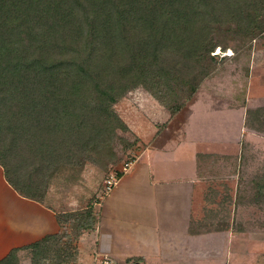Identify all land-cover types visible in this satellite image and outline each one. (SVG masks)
Listing matches in <instances>:
<instances>
[{
    "label": "trees",
    "instance_id": "obj_1",
    "mask_svg": "<svg viewBox=\"0 0 264 264\" xmlns=\"http://www.w3.org/2000/svg\"><path fill=\"white\" fill-rule=\"evenodd\" d=\"M231 22L254 36L264 33V0H0V164L9 183L45 201L62 165L104 167L96 158L103 149L113 161L112 145L126 126L118 102L143 87L177 114L208 75L204 68L199 78L181 74L179 63L200 65L213 49L215 25ZM261 108L247 111L246 126L256 134H264ZM254 158L244 154L240 161ZM200 163L202 171L210 167L205 159ZM250 175L247 204L264 209V168ZM247 191L239 187L237 197L244 200ZM206 211L208 227L231 226L225 215L218 219L220 207ZM79 213H56L62 229L25 247L32 264H46L52 247L60 264L58 242L68 220L80 223L77 233L96 225L93 212L84 222L75 219ZM18 250L0 264H20Z\"/></svg>",
    "mask_w": 264,
    "mask_h": 264
},
{
    "label": "rangeland",
    "instance_id": "obj_2",
    "mask_svg": "<svg viewBox=\"0 0 264 264\" xmlns=\"http://www.w3.org/2000/svg\"><path fill=\"white\" fill-rule=\"evenodd\" d=\"M211 41L213 49L211 52L202 54L200 65H194L195 63L187 62V60L188 64L184 62L185 60L179 63V68L183 67L181 74H188L190 77L195 75L199 78L203 68L208 71V75H205L199 88L188 98L189 104L183 108L182 112L171 116L169 110L145 88H135L116 105V110L124 118L126 126L118 129L117 139L112 145L111 149L115 153L114 160L104 157L103 149L96 158L101 163L105 162L104 167L90 161L80 166L62 165L52 176L46 202L52 203L57 209H63V212L81 211L75 219L81 216L83 222L89 218L88 212H93L96 218L94 227L81 229L78 233L76 228L80 223L77 220L70 219L65 222L67 234H64L60 243L58 242L59 253H61L59 256L62 258L60 264L92 263L89 251L93 249L94 240L91 241L90 238L86 240L84 236V243L81 235L84 232L87 234L91 232L93 235L99 232L102 205L114 189L105 191L107 179L114 172H124V167L138 156L140 159L138 164H146L145 167L149 171L148 179L156 182L159 179H165V176L173 177L193 170L195 156L199 150L238 151L239 143L225 142V140L230 135L236 134L242 118V110L225 108L212 110V104L203 100L213 99L219 107H225L227 102L225 98L234 95L237 101L242 102L243 99L247 101L248 98V102L256 105V108L264 107V33L254 36L240 29L234 22L226 25L216 24ZM195 94L196 97L192 100ZM193 110L195 112L192 113ZM240 133L245 134L241 132V128ZM212 134L218 139L223 136V142L196 139L201 135H208L210 138ZM168 135L170 137L166 140L167 143H162ZM248 142V157H255L256 165L264 168V134H255V137ZM149 144L152 147L147 151V155L151 156L149 161L144 163L146 156L140 153ZM162 144L164 147L160 148ZM201 182L194 196V210L197 212L202 210L199 197L202 191L200 189L203 187ZM89 207H93V211H89ZM257 207L256 209L242 208L239 215L241 223L251 222V225L246 226L249 236L247 237L246 234L235 236V242L230 247L234 252L229 254L225 264H264V246L249 245L250 237H255L257 240L264 238V234L255 230L259 224H253L256 220L260 221L258 218L263 219L264 222V214H262L264 209L259 210ZM262 230L264 231V227ZM63 232L64 228L61 233ZM205 248L209 249V247ZM253 248L256 252L252 251ZM9 249L10 247H0V258L6 256ZM52 249L49 253V257H52L46 261V264L58 262L54 259L56 254L54 250L58 248L52 247ZM18 251L20 264H32L30 249L28 252L23 249L21 252ZM92 258H95L96 264H111V260L104 255ZM223 258L226 260L224 256L220 257V259Z\"/></svg>",
    "mask_w": 264,
    "mask_h": 264
},
{
    "label": "crops",
    "instance_id": "obj_3",
    "mask_svg": "<svg viewBox=\"0 0 264 264\" xmlns=\"http://www.w3.org/2000/svg\"><path fill=\"white\" fill-rule=\"evenodd\" d=\"M195 97L196 94L192 100ZM225 99L227 100L225 107H219L213 99L203 101L211 103L212 110L223 108L242 110L236 134L233 133L234 135L225 140L239 143L238 151L199 150L195 156L193 170L173 177L165 176V179L156 182L148 179L149 171L145 167L146 164H138L139 156L130 162L117 186L104 200L99 232L94 235L91 232L89 234L84 232L81 235L84 243V236L86 240L89 238L91 241L94 240L93 249L89 251L91 264H96L93 256L99 258L102 255L108 257L111 264H225L229 254L234 252L230 247L235 242V236L239 234L249 236L246 226L251 225V222L244 221L245 227L242 230L237 228L234 222L240 221L242 208L256 209L255 205L247 204L251 203L249 201L252 179L249 176L260 166L256 165L255 158L248 164H242L240 161L242 155L249 154V148L244 144L256 134L246 126L247 111L249 108H256V105L250 104L248 98L247 101L246 99L243 102L237 101L234 95ZM183 108L179 112H182ZM240 128L245 134L240 133ZM169 137L170 135L162 143H167ZM196 139L223 142L224 138L222 136L218 139L212 134L210 138L208 135H201ZM151 145L140 153L146 156L144 163H147L151 156L147 155ZM163 147L164 144L160 146ZM211 157L214 161L209 162ZM201 159H205L210 165L208 170L200 169ZM200 182L203 184L199 195L202 210L197 212L194 210V196L197 189L199 190ZM239 187L248 189L242 201L237 197ZM209 206L224 210L218 219L222 220L225 215L232 222L231 226L208 227V222L204 218L207 217L206 209ZM60 211L63 209H57L52 203L37 201L19 192L9 183L0 164V247H10L9 252L14 248L28 252L30 248L25 247H32L33 243L61 230L56 214ZM258 219L260 221L253 222L259 224L255 230L264 234L262 230L264 223L261 222L263 219ZM249 245L264 246V238L257 240L250 237ZM252 251L256 252L254 248ZM222 256L226 260L220 259Z\"/></svg>",
    "mask_w": 264,
    "mask_h": 264
},
{
    "label": "built area",
    "instance_id": "obj_4",
    "mask_svg": "<svg viewBox=\"0 0 264 264\" xmlns=\"http://www.w3.org/2000/svg\"><path fill=\"white\" fill-rule=\"evenodd\" d=\"M128 166H129V164L124 167V172L127 171ZM119 179H120V176H118V172L112 173V175L107 179L106 191H108V192L111 191L112 188L118 184Z\"/></svg>",
    "mask_w": 264,
    "mask_h": 264
}]
</instances>
